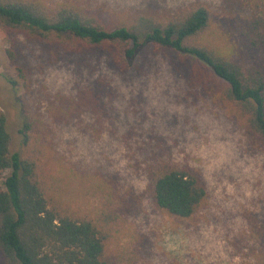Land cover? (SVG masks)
Wrapping results in <instances>:
<instances>
[{"label":"rangeland","instance_id":"1","mask_svg":"<svg viewBox=\"0 0 264 264\" xmlns=\"http://www.w3.org/2000/svg\"><path fill=\"white\" fill-rule=\"evenodd\" d=\"M43 1L82 4L108 19L138 11L174 12L199 1L212 15L208 38L223 48L227 41L230 55L244 67L264 69V47H250L233 30L247 15L246 0ZM103 61L97 52L68 55L21 35L12 44L0 33V110L10 150L21 149L27 109L53 132L48 135L52 150L45 153L49 195L75 215L96 221L101 214H117L106 243L109 264H249L259 249L264 251V145L246 131L216 84L190 82L193 58L147 48L123 74ZM17 65L24 70L21 77ZM13 76L17 93L9 82ZM104 77L114 84L115 121L97 133L100 126L89 110L68 122L58 120L57 108L65 110L69 99L101 86ZM150 146L162 152L160 158L187 164L201 175L207 198L192 217L170 216L153 202L145 173Z\"/></svg>","mask_w":264,"mask_h":264},{"label":"trees","instance_id":"2","mask_svg":"<svg viewBox=\"0 0 264 264\" xmlns=\"http://www.w3.org/2000/svg\"><path fill=\"white\" fill-rule=\"evenodd\" d=\"M247 13L233 30L240 41L253 48L264 47V0H246ZM212 15L205 3L193 2L174 12H133L117 18L73 2L47 4L43 0H0V33L12 40L21 35L63 53L97 52L110 69L125 73L143 49L173 50L195 62L189 74L193 85L214 83L222 100L243 118L246 131L264 145V69L244 67L232 58L208 32ZM15 61L13 49L7 50ZM94 58H91L93 60ZM107 66V67H108ZM18 75L24 70L16 66ZM106 76V74H105ZM17 77L10 78L14 92ZM85 88L69 99L65 110L56 109L58 120L95 113V123L104 131L116 120L111 80ZM112 79V78H110ZM113 80V79H112ZM18 99L23 100L22 96ZM23 105L25 102L23 101ZM42 120L24 110L20 128L21 149L11 151L6 118L0 110V254L4 264H109L106 243L110 222L116 213L101 214L100 220L75 215L48 193V159L51 132ZM147 145H145L146 147ZM145 168L147 191L164 213L187 219L203 206L207 190L199 172L187 164L160 158L148 147ZM142 149V148H141ZM101 221V222H100ZM249 264H264L258 250Z\"/></svg>","mask_w":264,"mask_h":264}]
</instances>
